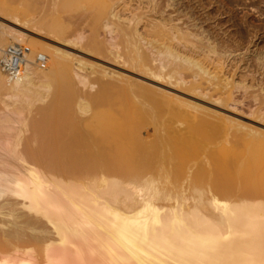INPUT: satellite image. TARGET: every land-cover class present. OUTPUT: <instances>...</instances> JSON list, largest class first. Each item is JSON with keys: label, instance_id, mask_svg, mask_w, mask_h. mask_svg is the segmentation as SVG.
Instances as JSON below:
<instances>
[{"label": "bare ground", "instance_id": "obj_1", "mask_svg": "<svg viewBox=\"0 0 264 264\" xmlns=\"http://www.w3.org/2000/svg\"><path fill=\"white\" fill-rule=\"evenodd\" d=\"M22 1L45 14L0 7V50L33 48L0 63V264H264V131L221 112L259 98L238 10L264 0Z\"/></svg>", "mask_w": 264, "mask_h": 264}, {"label": "rangeland", "instance_id": "obj_2", "mask_svg": "<svg viewBox=\"0 0 264 264\" xmlns=\"http://www.w3.org/2000/svg\"><path fill=\"white\" fill-rule=\"evenodd\" d=\"M45 3H50L51 0H44ZM27 6H28V2L26 1H22V0H0V7H3L6 11H8L9 13H12V14H18L20 16H24V15H27V17L29 18H32L33 16H41L43 14V12L45 10L42 9L43 12H41V9L40 7H38L36 10H26L27 9ZM81 6V2L80 3H75V4H72L69 8L70 9H79V7ZM215 6H217V4H215ZM228 5L226 4L224 6V11L223 14L221 15V17L219 15H217V13L215 14L217 19H223L224 22H226L228 19L227 17L229 18V21H227L223 26L222 29H219L217 27H215V23L213 22L214 20L210 21L211 18L209 19L208 23H204L205 24V27L208 28V29H211L212 31H215V33L217 35H219V37H221V39H227V38H230L229 35H232L234 33V26L232 27V11H231V6H229L228 8ZM46 8V7H45ZM81 8V7H80ZM227 8V9H225ZM263 10H264V7H262ZM29 9V7H28ZM231 11V13H230ZM240 12V17H241V21H247V25H249L247 28L250 29V34H248L247 37L245 38H242L241 41L239 40L240 42V49L238 50V53L241 52V57H245V62L242 61L241 62V65H242V68L244 67H248V71H247V74H254V80H255V84L257 85L256 88V91L255 93L258 94L259 98L257 100H255L253 97H252V91L253 89H250L247 94L242 91V90H237L235 91V97L236 99H238L239 101L243 100L242 103L238 104L237 107L239 109V111H235V110H222L221 112L225 113L226 115L238 120L239 122L241 123H244L250 127H253L254 130H257V131H264V120H260L258 118V116H250L249 113H250V110H253V111H260L263 115H264V91H262V87H264V69H258L257 67V64H256V61L253 59V52L254 51H259L260 50H264V16H259V14H254L253 15V11L252 10H249V9H246V10H238ZM168 13H171V15L173 16H177V12H172L171 10H168L167 11ZM41 15H40V14ZM228 15H227V14ZM45 14V13H44ZM43 14V15H44ZM195 14L197 15H194V17L196 18L195 21L199 22L203 19H201V12L198 11V9H196L195 11ZM230 14V15H229ZM199 15V16H198ZM244 15V16H243ZM219 16V17H218ZM223 16V17H222ZM247 16V17H245ZM243 18V20H242ZM245 18V19H244ZM249 18V19H248ZM258 18V19H257ZM77 19V20H76ZM181 19L185 20V17H182L181 16ZM75 20V21H74ZM80 20V21H78ZM181 20L180 23L183 21ZM226 20V21H225ZM249 20L252 22L248 23ZM261 20V21H260ZM259 21V22H257ZM79 22V23H77ZM218 22V21H217ZM255 24H254V23ZM8 23V22H7ZM59 23L61 25H69L70 28L67 29V32H64L65 34H76V35H79L81 34L79 31L81 30V15H77L75 17H72L71 20L66 18L64 16V14H61V18L59 19ZM77 23V24H76ZM263 25H262V24ZM8 24H12V26L14 27H18L16 24L14 23H8ZM14 24V25H13ZM75 24L77 26H75ZM254 27H250V26H253ZM258 24V25H256ZM79 25V26H78ZM256 25V26H255ZM261 25V26H259ZM75 26V27H74ZM77 27V28H76ZM79 27V28H78ZM73 28V29H72ZM76 28V29H75ZM233 28V29H232ZM79 29V30H78ZM69 30V31H68ZM78 32V33H77ZM232 32V33H231ZM225 36V37H224ZM253 41V42H251ZM24 44H27L31 50H33L32 46L28 43H24ZM243 45V46H242ZM8 48V45H2L1 46V50H0V63H1V60H2V57L4 56V51ZM248 49V50H247ZM2 52V53H1ZM32 53V52H31ZM38 53V52H37ZM241 57H238L239 59ZM235 57L233 56L232 57V60L234 59ZM237 58V57H236ZM97 62L102 63V64H105V65H110V67L112 68H116L117 67L110 63H105L104 61H100V60H96ZM50 67L51 65L48 64ZM253 69V70H252ZM252 70V71H251ZM260 71V72H259ZM262 73V74H261ZM242 73L238 72V74L235 75V80H239L240 78H238V76H240ZM252 77L253 76H250L248 75V80L247 82L249 84L252 83ZM254 82V81H253ZM185 97H187L186 95H183ZM187 98H190L191 97H187ZM211 108H214L212 107L211 105H209ZM247 114V115H246ZM174 127V126H173ZM183 128V127H182ZM147 133V134H146ZM146 134V135H145ZM153 133L152 132H144V136L148 139H151L153 138ZM140 186H137V188H139Z\"/></svg>", "mask_w": 264, "mask_h": 264}, {"label": "built area", "instance_id": "obj_3", "mask_svg": "<svg viewBox=\"0 0 264 264\" xmlns=\"http://www.w3.org/2000/svg\"><path fill=\"white\" fill-rule=\"evenodd\" d=\"M31 52L28 45L16 43L11 45L2 58V67L7 76L14 80L19 79L23 75L27 65L31 61L29 53ZM37 63L45 68L48 58L39 53L36 57Z\"/></svg>", "mask_w": 264, "mask_h": 264}]
</instances>
